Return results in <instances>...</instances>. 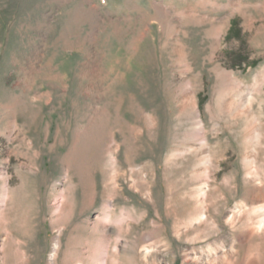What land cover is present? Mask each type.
<instances>
[{"label": "rangeland", "instance_id": "obj_1", "mask_svg": "<svg viewBox=\"0 0 264 264\" xmlns=\"http://www.w3.org/2000/svg\"><path fill=\"white\" fill-rule=\"evenodd\" d=\"M260 208L264 0H0V264H264Z\"/></svg>", "mask_w": 264, "mask_h": 264}, {"label": "trees", "instance_id": "obj_2", "mask_svg": "<svg viewBox=\"0 0 264 264\" xmlns=\"http://www.w3.org/2000/svg\"><path fill=\"white\" fill-rule=\"evenodd\" d=\"M235 35L237 37H235ZM241 36H242V30L239 28L238 23L236 21H233L232 22V26H231V28H230L227 36H226V39L227 40H231V39H234V38L235 39H240ZM243 62H248V59L246 58L245 60H243ZM243 62H241L240 66H242ZM234 67H236V65H234Z\"/></svg>", "mask_w": 264, "mask_h": 264}, {"label": "bare ground", "instance_id": "obj_3", "mask_svg": "<svg viewBox=\"0 0 264 264\" xmlns=\"http://www.w3.org/2000/svg\"><path fill=\"white\" fill-rule=\"evenodd\" d=\"M260 197H261V192H259V194H258V198H260ZM22 211H23V210H22ZM260 211L263 212V214H264V208H260ZM24 212H25V211H24ZM24 212H23V214H21V215H19V216L22 217V216L24 215ZM27 214H30V211H29V213L27 212L25 215H27ZM7 216H9L8 213L6 214V217H7ZM28 217H29V216H28ZM22 220H23V219H22ZM20 222H21V221H20ZM9 226H11V225L9 224ZM11 228H12V227H11ZM11 228L8 227V230H9V232H8V233H9V236H10V237L12 236V237H17V238H19V235H20V232H21V231H20V230H17V229H16V231H12ZM19 231H20V232H19ZM8 241H9V239H8ZM10 241H11V240H10ZM15 254H16V253H14V255H15ZM14 258H15V257L13 256V259H14ZM16 258H17V257H16Z\"/></svg>", "mask_w": 264, "mask_h": 264}]
</instances>
